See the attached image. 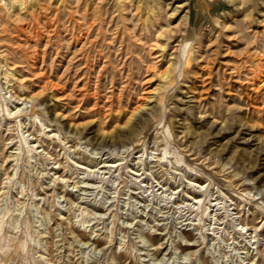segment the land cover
<instances>
[{
	"label": "rangeland",
	"instance_id": "1",
	"mask_svg": "<svg viewBox=\"0 0 264 264\" xmlns=\"http://www.w3.org/2000/svg\"><path fill=\"white\" fill-rule=\"evenodd\" d=\"M0 264H264V0H0Z\"/></svg>",
	"mask_w": 264,
	"mask_h": 264
}]
</instances>
